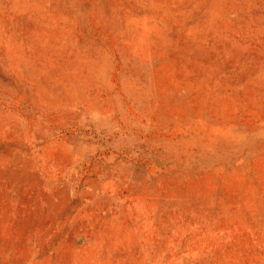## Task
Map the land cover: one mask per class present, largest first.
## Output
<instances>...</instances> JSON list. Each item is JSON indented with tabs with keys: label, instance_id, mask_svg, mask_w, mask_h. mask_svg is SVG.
Returning <instances> with one entry per match:
<instances>
[{
	"label": "rangeland",
	"instance_id": "1",
	"mask_svg": "<svg viewBox=\"0 0 264 264\" xmlns=\"http://www.w3.org/2000/svg\"><path fill=\"white\" fill-rule=\"evenodd\" d=\"M0 264H264V0H0Z\"/></svg>",
	"mask_w": 264,
	"mask_h": 264
}]
</instances>
